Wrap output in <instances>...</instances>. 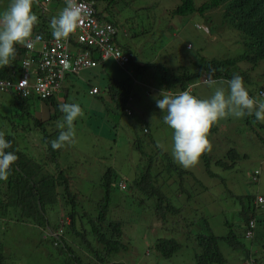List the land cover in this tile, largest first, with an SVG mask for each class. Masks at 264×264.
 I'll return each instance as SVG.
<instances>
[{
    "label": "rangeland",
    "instance_id": "1",
    "mask_svg": "<svg viewBox=\"0 0 264 264\" xmlns=\"http://www.w3.org/2000/svg\"><path fill=\"white\" fill-rule=\"evenodd\" d=\"M11 2L12 0H0V14ZM33 3L41 4L43 0H33ZM177 3L179 0H93L97 14L103 15L117 26V42L127 45L132 54L141 60L138 63L151 60L179 71L178 65H183L184 60L195 56V49L200 45L204 50L202 54L205 52L206 55L217 57H234L241 51L240 44L234 48L233 42L231 43L238 36L237 31L213 24V29L221 30L209 35L203 28L210 26L206 15L190 14L178 17L170 14L169 10ZM219 21L220 19L217 22ZM196 23L201 26L200 29L194 28ZM185 42L190 43L192 49L185 50ZM112 62L110 59L104 61L103 67H97L93 76H88L86 69L76 75L69 74L76 83L60 101L62 104H79L85 115L74 121L75 143L59 149L58 165L68 170L70 190L77 194L76 210L91 209L92 206V214L96 211L93 202H97L103 195L102 172L106 168L114 171L116 179L109 191L107 216L112 221L120 222L121 240L126 247L108 254L103 259L107 262H97L92 254L84 252V249L91 252L97 248L93 242L84 245V235L81 236L82 240L78 239V248L75 247L77 241L71 236L72 229L66 227L69 220L61 203L52 211H46L49 224L42 227L33 224L27 216L22 217L23 212L14 208L7 216L0 217V264H78V260L88 261L90 264H194L195 248L185 236L187 231L195 230L194 225L198 226L195 219L200 221L201 216L205 217L210 231L216 235L225 234L229 229L235 232L240 209L236 196L246 193H259L264 196V128L257 127L251 116L249 124L245 117H229L214 124L215 129L210 130L208 135L213 145L212 151L203 154L196 166L184 168L175 162L172 155L174 130L163 120L166 113L156 106L153 98L157 95L156 91L146 88L149 91L146 94L145 88L140 85L142 80L148 78L146 83L156 88V82L149 79L148 71L133 74V78L138 81L133 83L129 101L134 114L120 115L106 94V83L109 78L125 80L128 77ZM258 70L250 86L244 83L249 94L258 85L264 86V63ZM228 81L230 80L191 82L192 94L199 99H209L217 88H223L227 93ZM65 84L62 83V90L66 88ZM90 85L98 87L99 92L96 95L87 93ZM1 96L7 101L14 99L7 93H0ZM258 99L264 101L262 98ZM36 103L34 99V104ZM2 107L3 105L0 106V111L3 110ZM52 112L51 108H47L42 118H47ZM141 115L147 120L148 131L145 133L142 132ZM62 120L63 113L56 111L51 128L61 130L58 124ZM25 121L29 126L30 120ZM32 130L31 128L29 131ZM136 140L139 148L134 144ZM229 149H234L245 157L230 158L226 153ZM162 153L178 168L190 172L192 176L178 175L175 172L168 174L164 169ZM223 158L236 161L231 164L228 162L225 167L217 162L225 161ZM146 162L162 169L154 177L156 181L152 185L155 189H162V193L174 205L182 202L184 208L186 205L194 208L186 210L182 216H172V220H178L170 228L172 230L163 228L157 216L155 217V193L149 190H119L116 187L118 176L121 175L128 186L130 180L143 170ZM254 169H259V174L255 182H250L252 178L248 174ZM54 224L56 228L53 227ZM47 228L53 230L49 231L52 235L55 231H60L68 243L73 240L70 245L75 247L71 249L76 254L75 257L60 247L61 244L53 245V238L46 235ZM168 236L177 238L181 246L170 258H163L154 251L152 245L157 237ZM222 252L226 258L224 264H242L239 260L242 255L240 252L227 245H222ZM255 259L258 264H264V257L261 255H256Z\"/></svg>",
    "mask_w": 264,
    "mask_h": 264
},
{
    "label": "trees",
    "instance_id": "2",
    "mask_svg": "<svg viewBox=\"0 0 264 264\" xmlns=\"http://www.w3.org/2000/svg\"><path fill=\"white\" fill-rule=\"evenodd\" d=\"M169 13L178 17L190 14L206 15L210 26H203V28L209 35H214L216 32L219 33L221 30V28L213 29V24L223 25L228 30L237 31L238 36L231 43L233 42L234 48L240 44L241 51L234 57H217L216 55H206L205 52L202 54L201 52L204 50L203 46L200 45L195 49L196 55L184 60L183 65H178L179 71H174L170 67L151 60H143L138 63L137 61L141 60L137 58V55L132 54L127 45L119 44L116 40L117 35L114 36L112 40L116 45H121L126 52L132 75L148 71L149 79H153L156 82L155 84L158 87H152L157 93V98L164 90L170 92L180 91L185 88L187 83L199 81L206 74L209 75L211 80H231L234 75H239L243 78L244 83L250 86L256 72L259 71L260 65L264 63V0H179V3L169 10ZM213 13H215V16ZM104 19L110 21L106 17ZM218 19H220L219 23L217 22ZM194 28L200 29L201 26L196 23ZM187 44L191 45L185 42L184 49H192L187 47ZM106 59L102 60V63ZM116 67L118 68L117 64ZM263 73L262 75H264ZM132 87L133 82L129 78L125 80L107 79L106 93L120 115L132 116L134 114V109L129 102ZM260 90L264 92L262 84L253 88L250 96L261 98L258 95ZM14 101H16L18 109L17 113L14 114L17 120L11 122V130L5 133V138L12 142V148L6 151H14L19 159L12 165L11 175L8 180L0 181V217L7 216L14 208H19L23 212L22 217L27 216L33 221V224L39 227L48 226L46 211L48 209L52 211L56 205L61 203L69 220L66 227L72 229L73 234L71 236L77 241V243L75 242V247L78 248L80 244L78 239L82 240L81 236L84 235L85 240H82L84 245L93 242L97 246L96 250L89 252L84 249V252L92 254L97 262H107V260L103 259L108 254L126 247L121 240L122 230L120 222L112 221L107 216L109 191L116 179L114 171L111 168H106L101 174L103 195L97 202L92 204L96 209L95 213H91V211L93 212L92 206L91 209L77 211L75 208L77 194L70 190L68 170L58 165L59 149L53 150L51 147V141L57 139L60 130H51L49 131L50 133L45 131V129H52L51 122L56 114H50L46 120H39L27 114L24 100H20L15 96ZM127 107L130 108V114L125 113ZM251 118L253 123L256 126L258 125L257 127L264 128V124L261 122L257 123L254 116H251ZM25 119L30 120L28 127H26L28 124H26ZM245 120L249 124V116H245ZM140 123H143L147 128V120L142 115ZM31 128L33 130L29 131ZM214 129V127L211 128V130ZM36 134L40 135L39 138ZM134 144L139 148L137 140ZM140 152L142 153V151ZM226 153L230 158L245 157V155H239L234 149H229ZM142 156L145 157V154L142 153ZM162 157L165 160L164 169L168 174L175 172L178 175H191L190 172L178 168L166 154L162 153ZM222 160L225 161L218 160L217 162L225 167L228 166V162L231 164L236 161L224 158ZM150 165L151 163L146 162L143 170L130 180L128 186H126L127 183L124 178L121 175L118 176L116 187L119 190L131 189L137 192L149 190L155 193L157 195L154 207L155 217L157 216V220L163 228L168 227L169 229L167 230H172L170 228L178 220H172L171 217L182 216V214L186 213V210H194V208L187 205L184 208L182 202L174 205L162 193V189L159 187L155 189L152 185L156 181L154 177L157 171L162 169ZM258 174L259 169L252 170L248 175L250 178L253 177V180L249 181L255 182ZM119 182L124 183V187H121ZM257 195L246 193L236 196L240 209L236 222L238 228L235 232L229 229L225 234L216 235L210 231L205 217L201 216L202 219L200 221L194 220L201 227L194 225L193 228L195 230L193 232L187 231L185 236L187 240L193 243L192 245L195 248L194 264H224L226 258L222 252V245H227L230 249H234L244 256L248 249L251 248L255 254L261 255L262 258L264 257V212H262V209L264 210V196L262 195L263 202L261 204H255ZM258 209L261 210L258 211ZM187 215L190 214L187 213ZM252 216L255 221V230L250 236H245L244 223ZM224 223L226 224L227 222L224 221ZM53 227L56 228V225L54 224ZM48 228L47 231L49 230ZM63 237L64 235L61 234L60 247L65 248L69 255L75 257L76 254L71 250L75 247L70 245L73 240L68 243V240L66 239V241ZM180 246L181 243L177 238L168 236L157 237L153 242L152 248L161 257L170 258ZM78 262V264H87V261L78 260Z\"/></svg>",
    "mask_w": 264,
    "mask_h": 264
},
{
    "label": "clouds",
    "instance_id": "3",
    "mask_svg": "<svg viewBox=\"0 0 264 264\" xmlns=\"http://www.w3.org/2000/svg\"><path fill=\"white\" fill-rule=\"evenodd\" d=\"M91 1L95 15L112 24L116 28L117 35V26L105 20L103 15H98L93 5V0ZM43 2L65 5L59 15L54 16L50 21V29L52 32L34 30V26H36L39 21L37 15L32 11L33 0H12L9 7L0 14V67L13 66L5 75H0V80L7 81L8 84L4 85L3 89H0V93H7L13 97L16 96L18 99L24 100L25 104L28 99L33 98L42 103H47L48 109L51 108L53 111L50 114L53 115L56 114V111L60 110L63 113V120L58 124V128L61 130L57 139L51 141L52 149L58 150L66 145L70 146L75 143L74 121L78 118H83L85 113L77 103H59V105L61 104L60 106H54L51 99L59 91L65 76L69 73L76 74L80 69L76 72H66L60 81L59 87L54 92L44 98L39 97L34 92L36 77L34 74L38 65L37 61H39L41 49V42L38 41L40 37L36 35H40L42 38H48L53 35L57 41H65L68 39L67 47L69 51L72 52L76 50L77 43L75 42V33L82 22V9L77 4V0H65V2L61 0H43ZM17 44H19V46H15ZM120 47L122 48L121 45ZM189 47L191 48V45H189ZM123 52H125L124 49ZM23 61L28 63L24 65ZM99 63H102V61L94 66ZM128 70L129 72L131 71L129 61ZM24 72L26 85L23 90H17L15 88L16 83ZM130 74L133 78L132 72H130ZM125 75L133 82L132 78L128 76L127 73H125ZM133 79L136 81L133 83L138 82L135 78ZM210 80L211 79L207 81ZM199 81L203 82L202 80ZM188 84L192 85V91H182L178 95H172L167 92L168 90H164L159 94V98L153 97L156 106L163 113H166L163 116L164 122L174 130L172 155L175 162L180 166L192 168L199 163L203 154L212 151L213 145L208 135L213 125L217 124L220 120L229 117L242 118L245 116H254L258 122L264 123V101L252 95L250 96L241 76L234 75L231 80L228 81L227 93L223 88H217L209 99H199L193 95V84L187 83V85ZM140 85L145 88L144 92L146 94L149 93L148 90H153L152 86L149 87V85L144 82H141ZM92 88L88 89V93L95 94L98 92L97 88L96 92H90ZM146 88L148 90H146ZM260 97L264 98V96ZM35 118L39 119L37 117ZM141 126L142 132L148 131L143 123ZM143 128H145V131ZM51 130L52 129H50V131ZM159 146L160 145H158V147ZM11 148L12 142L5 138V133L3 131H0V181L8 180L11 175L12 165L19 159L14 151H6ZM250 218L254 220L253 216ZM248 220L244 223V231L247 228ZM254 230L255 224L252 228V232ZM49 231L53 230H48L46 233L49 237L53 238V245H58L61 240L60 231H55V236L50 234ZM250 251L252 252L251 257L255 260L256 264H258L255 259L257 254H255L252 249H250ZM245 256L247 258V255ZM243 262L244 260H242V264H244ZM87 263L90 264L88 261Z\"/></svg>",
    "mask_w": 264,
    "mask_h": 264
},
{
    "label": "built area",
    "instance_id": "4",
    "mask_svg": "<svg viewBox=\"0 0 264 264\" xmlns=\"http://www.w3.org/2000/svg\"><path fill=\"white\" fill-rule=\"evenodd\" d=\"M65 2V0H61ZM77 4L82 9V22L75 33V42L77 48L74 51H69L67 47L68 39L65 41H57L53 35L48 38H42L39 61L35 72L34 92L41 98H44L54 92L60 84L66 72H76L81 68L94 66L98 62L110 57L117 64L118 68L127 73L131 77L128 70V57L120 45L112 40L116 36V28L109 22L95 15L91 0H77ZM35 36V37H36ZM189 47V45H187ZM28 62L23 61L26 65ZM25 72L18 79L15 88L23 90L26 85ZM132 78V77H131ZM209 75L203 76V82L209 80ZM133 82H136L132 78ZM8 85L7 81L0 80V89ZM192 91V85L188 84L180 91L168 93L178 95L182 91ZM90 92H96V88H92ZM259 96H264L262 90L258 91ZM126 114H130V108L125 109ZM145 131V128H143ZM253 180V177H252ZM121 187L124 183L119 182ZM263 202L262 196L257 195L255 204ZM254 220L250 218L245 230V236L252 234ZM244 264H256L253 258H246Z\"/></svg>",
    "mask_w": 264,
    "mask_h": 264
},
{
    "label": "crops",
    "instance_id": "5",
    "mask_svg": "<svg viewBox=\"0 0 264 264\" xmlns=\"http://www.w3.org/2000/svg\"><path fill=\"white\" fill-rule=\"evenodd\" d=\"M45 4H47V5H45ZM64 7H65V5H63V4H56V3H45V2H43L41 4L38 3L37 5L33 3L32 11L37 15L38 21H39L38 24L36 26H34V30H42V31H51L52 32V30L50 29V21H51V19L54 16H58L59 13L62 11V9ZM109 59H106V60H109ZM111 61H113V60H111ZM103 63H99L98 65L92 66V67H89V68H84L83 70L80 69L81 71H78L77 73L83 72L86 69L87 75L88 76H93L94 73H95L94 70L97 67H99V66L100 67H103ZM113 64L116 65L115 63H113ZM11 67H13V66L10 65V66H7V67H0V75H5V73ZM69 74H73V73H69ZM69 74H67L65 76L64 80L62 81V83H64V82L66 83L65 84V87L66 88H64L62 90V88H63L62 86L63 85L61 84V87H60L59 91L51 99V101L53 102V105L54 106L59 105V103H62L60 101L61 98L66 97V95L69 92V90H72L73 86L76 83V80L74 78H72ZM146 80H148V78H146V79H144L142 81L145 84H148V83H146ZM106 85H107V83H106ZM92 87H96L98 89V87L96 85H90V87L88 89H90ZM156 87H158V86H156ZM98 92H99V89H98ZM87 93H88V90H87ZM97 93H95V94L88 93V94H90V95H96ZM155 97H157V96H155ZM18 104L20 105V103H18ZM1 105H3V107H2L3 110L0 111V131H3L4 133H8L11 130V128H10L11 122L17 120L16 116L14 115L18 111L17 106H16V101H14V99L13 100L10 99V101H7V100L3 99V97L1 96L0 97V106ZM20 106H22V105H20ZM25 106H26V110L25 109L24 110L27 112L28 115L30 114L32 116H35V117L39 118L40 120H46V117L45 118H42V114L48 108V104L47 103H42L40 101H37V103L34 104V98H33V99H28L27 102H26V104H25ZM47 117H48V115H47ZM26 127H28V126H26ZM213 127L215 128L214 125H213ZM52 130H55V129H52ZM35 133H37V131H35ZM36 136L39 137V135H37V134H36ZM39 147H41V146H39ZM258 195H261V194L258 193ZM250 249H248V252L246 253L247 258H250L251 257L252 252L250 251ZM239 259L241 261L243 259L245 260L246 259V256L241 255Z\"/></svg>",
    "mask_w": 264,
    "mask_h": 264
}]
</instances>
